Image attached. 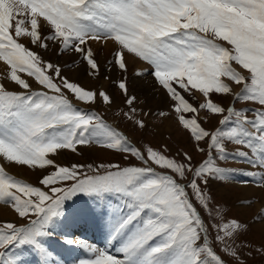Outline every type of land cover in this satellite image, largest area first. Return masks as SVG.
Returning <instances> with one entry per match:
<instances>
[{
	"label": "snow or ice",
	"instance_id": "obj_1",
	"mask_svg": "<svg viewBox=\"0 0 264 264\" xmlns=\"http://www.w3.org/2000/svg\"><path fill=\"white\" fill-rule=\"evenodd\" d=\"M0 64V205L13 217L0 219V264H29V253L69 264L53 239L82 253L70 264L264 257V243L243 239L264 234V0H0ZM73 69L114 86L125 128L172 131L160 146L133 142L93 110L111 109L113 94ZM145 83L163 107L133 91ZM176 133L185 143L173 154ZM82 149L120 159L57 162ZM24 167L39 170L36 184L10 172ZM213 183L251 187L262 206L230 215ZM255 203L235 207L247 216ZM89 223L102 241L65 230Z\"/></svg>",
	"mask_w": 264,
	"mask_h": 264
},
{
	"label": "rangeland",
	"instance_id": "obj_2",
	"mask_svg": "<svg viewBox=\"0 0 264 264\" xmlns=\"http://www.w3.org/2000/svg\"><path fill=\"white\" fill-rule=\"evenodd\" d=\"M25 43H26V41H25ZM105 53L106 52H102L101 56H100L102 65H103L104 58L107 55V53L106 54ZM41 54L44 55L45 59H55V57L52 56L50 53L49 54L41 53ZM63 59H67V57L61 58V62L63 61ZM73 71H75V69H73L71 72H66V74L68 73L67 75H70V77H72L71 73ZM105 74L113 75L114 78L118 77V75H119L118 73H113V74L105 73ZM83 76L85 78L87 77L86 75L82 74L81 77H83ZM87 80H88V82H90L89 84L92 86H102L105 89L109 90L113 94V97H114L115 102H116L115 105L111 109H108V108H106V106L100 104V105L95 106L93 108V110L99 111L101 113V115L105 116V118L109 121V123H112L114 125H118L120 128L127 131V133L129 134V136L133 140V142L140 141V144H143L146 142H151V144L153 146H160L162 143V138L158 133L163 131L165 133V135H167L168 132L172 131V127L167 122H165L159 128L152 127L150 125L147 132H144V133L133 132L130 128H125L124 124L120 123L119 117L116 116V112L119 110V106H122V97L115 90L114 86H112L110 84V82L104 81L102 78L99 81H92L90 78L87 77ZM133 91L136 94H138L142 100L147 98L149 100L150 106L153 108H155L157 106H160V107L164 106V104L162 102V97L158 94L153 96L151 91H150V86L147 83H145L144 85H142L138 89H134ZM81 106L83 107V105H81ZM237 107H240V105H237ZM213 123H215V121H213ZM209 126L210 125L205 124V127H209ZM174 139L176 140V143H173L171 145L172 150H173V154L175 153V150L178 147H182L183 144L185 143L184 138L179 133L175 134ZM82 151H83V155H77V154H73L71 152L66 151L62 154L63 156L61 157V159L57 158V162L67 165V164H71V163H82L83 164V163H90L93 161L99 162L100 160H119L120 159L118 156H113V155H109L106 153H102V152L96 151L95 149H92V150L82 149ZM233 166L234 167H243V165H240V164H235ZM21 170L23 171L22 174L20 172H18L17 168L11 169L10 172L15 174V175H18V178H22L26 182H30L32 184L37 183L38 177L40 175L39 170L32 171V170L27 169L26 167H24L23 169L21 168ZM210 193L216 202H220L226 208L230 209V212H229L230 215H240L241 219H246L247 217H250L252 213L257 211V208H258L257 203H255L253 205L252 209L247 212V216L244 214H241V212L238 211V209L235 207L238 204L240 198L248 197L242 192L241 186H239V185H236V184L225 185V184L213 183L211 185V188H210ZM252 198L257 200V202L261 203L260 202V194H257L256 197H252ZM0 206H2V205H0ZM205 218L207 219V217H205ZM8 219H12V218H8ZM88 225H90V228L88 227ZM92 226H93V224H91V223L79 225L81 230L87 229V227H88V229L86 231V235L90 233L89 235H91V234L97 235V237H98L99 233L97 232V230H95L96 227L92 228ZM71 227L72 226H65V230L72 232ZM83 227H85V228H83ZM101 236H99V237L101 238ZM243 239H245L247 241H251L253 246H258L261 243H264V234H262L260 232L259 227H254L253 230ZM217 251H219V248L217 249ZM245 251H247V250H245ZM225 258H227V257H225ZM244 258L246 259L247 264H264V257H261L259 255H255L254 257H251V258H249V257H244ZM230 264H231V261H230Z\"/></svg>",
	"mask_w": 264,
	"mask_h": 264
},
{
	"label": "bare ground",
	"instance_id": "obj_3",
	"mask_svg": "<svg viewBox=\"0 0 264 264\" xmlns=\"http://www.w3.org/2000/svg\"><path fill=\"white\" fill-rule=\"evenodd\" d=\"M106 54V53H105ZM3 65L2 64H0V71H2L3 70ZM68 74V73H67ZM72 78H75V79H77L81 84H83V85H90L89 83L90 82H88V80H87V77L85 78L84 76L83 77H81V75H82V73H80V72H77L76 70L75 71H73L72 73ZM70 76V75H69ZM148 92V91H147ZM162 104V103H161ZM63 155H61V156H59L58 158L59 159H61V157H62ZM13 169V168H12ZM18 169V172H20L21 174L23 173V171L21 170V168H17ZM23 169V168H22ZM11 170V169H10ZM18 176V175H17ZM22 177V176H21ZM241 190H242V192L246 195V196H248V197H256V195H253V193H254V189H252L251 187H249L248 189H245L244 187H242L241 186ZM223 191V190H222ZM262 206V204L261 203H259V202H257V210L260 208ZM0 218L1 219H4V218H13L12 217V214H11V212H8L3 206H0ZM88 227L90 228V225H88ZM88 227H87V229H88ZM95 226H94V224H93V226H92V228H94ZM83 228H85V227H83ZM87 229H83L82 230V232L83 233H85L86 234V231H87ZM95 230H97V232L99 233L98 234V237L99 236H101L102 234H101V232L98 230V228L96 227L95 228ZM90 234V233H89ZM92 235V234H91ZM100 238V237H99Z\"/></svg>",
	"mask_w": 264,
	"mask_h": 264
}]
</instances>
